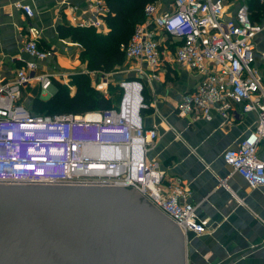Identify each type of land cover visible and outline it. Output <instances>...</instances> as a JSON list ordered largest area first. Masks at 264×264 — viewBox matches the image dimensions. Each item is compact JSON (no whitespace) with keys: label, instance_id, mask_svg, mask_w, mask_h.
Here are the masks:
<instances>
[{"label":"built area","instance_id":"1","mask_svg":"<svg viewBox=\"0 0 264 264\" xmlns=\"http://www.w3.org/2000/svg\"><path fill=\"white\" fill-rule=\"evenodd\" d=\"M88 1L95 16L79 20L78 25L99 28L108 7L104 0ZM15 6L34 16L30 4L15 2ZM226 7V0H171L161 12L155 3L147 4L145 20L122 48L133 71L147 78L158 79L167 63L201 76L182 94L181 114L210 121L217 112L224 125L235 122L238 114L256 113L252 130L237 147L226 149L223 158L251 188H257L264 186V159L259 155L264 142V80L253 62L254 38L264 28V11L260 25L251 19L248 4H240L233 15ZM40 33L35 25L28 27L23 51L32 58L15 69L8 83L1 80L0 66V183L133 186L178 223L186 236L207 232L209 221L198 215L196 205L185 201L190 192L178 181H166L158 161L148 160L149 146L159 133L144 124L141 80H121L118 108L104 111L32 114L20 102L24 87L38 82L49 90L58 75L43 63L54 52L39 46ZM167 42L175 46L173 59H165Z\"/></svg>","mask_w":264,"mask_h":264},{"label":"crops","instance_id":"2","mask_svg":"<svg viewBox=\"0 0 264 264\" xmlns=\"http://www.w3.org/2000/svg\"><path fill=\"white\" fill-rule=\"evenodd\" d=\"M15 2L30 4L34 16L29 17ZM170 2L160 11H165ZM242 3L251 9L256 0H226L228 15H233ZM94 16L88 0H0L2 82L8 83L15 69L32 58L23 51L31 24L41 32L39 45L54 52L43 63L58 73L55 79L67 83L77 73L91 77L98 72L105 75L81 62L79 55L83 46L80 43L70 36L60 37L58 33L60 25L79 26V20ZM253 16L255 23L263 25L262 14L257 18L254 12ZM99 29L104 33L109 31L103 16ZM158 33L165 39L163 33ZM254 41L253 65L264 80V28ZM166 44L169 49L164 48L165 59H173L175 46ZM133 67L134 64L121 80L142 81L146 105L141 115L145 126L156 127L159 133L157 141L149 146L148 160L158 161L166 173V181L182 184L190 192L185 201L196 205L198 215L209 221L207 232L186 236L187 264H264V186L251 188L223 158L226 149L237 147L252 130L257 121L256 113L238 114L235 122L224 125L217 112L210 121L181 114L178 105L182 94L201 79L198 73L167 63L160 77L155 79L139 75ZM70 88L76 92L75 85ZM56 90L54 84L49 90H43L38 82H32L22 89L20 102L32 114H43L34 110V100H48ZM259 155L264 159V142L259 145Z\"/></svg>","mask_w":264,"mask_h":264},{"label":"water","instance_id":"3","mask_svg":"<svg viewBox=\"0 0 264 264\" xmlns=\"http://www.w3.org/2000/svg\"><path fill=\"white\" fill-rule=\"evenodd\" d=\"M0 264H187V241L133 186L0 183Z\"/></svg>","mask_w":264,"mask_h":264},{"label":"trees","instance_id":"4","mask_svg":"<svg viewBox=\"0 0 264 264\" xmlns=\"http://www.w3.org/2000/svg\"><path fill=\"white\" fill-rule=\"evenodd\" d=\"M154 1L104 0L108 7V12L103 15L109 27L107 33L95 27L60 25L58 27L59 36H70L83 46L80 59L87 63L89 69L111 72L125 61V52L121 45L130 40L136 25L145 20V7ZM251 9L255 15L258 13L261 15L264 11V5L256 0ZM253 13L251 12V18L255 20L254 16L252 17ZM72 79L75 81L73 85L76 84V92L73 95L65 87L66 84L54 78L53 84L56 86L57 92L48 100L36 98L34 110L43 114L54 115L56 113L84 114L93 110L104 111L110 108H118L119 104H115V97L113 95L107 97L97 91L92 86L88 74L77 73ZM46 108L56 111H46Z\"/></svg>","mask_w":264,"mask_h":264},{"label":"rangeland","instance_id":"5","mask_svg":"<svg viewBox=\"0 0 264 264\" xmlns=\"http://www.w3.org/2000/svg\"><path fill=\"white\" fill-rule=\"evenodd\" d=\"M169 0H155L154 3L157 5V7L160 9H164L167 5ZM259 18L260 13L257 14ZM160 36V35H159ZM122 47V45H121ZM80 56V55H79ZM81 58V57H80ZM82 63H86L83 59L81 60ZM133 63L129 60H127V58L125 57V61L121 64L115 67L114 70H112L111 72H101L104 73L105 75H101L99 72L96 73L95 75H93L92 77L90 76L91 79V84L92 86L99 92H105L107 93V96H114L113 98L115 99V104H119L120 100L122 98V91L119 88V82L121 81V78H124L125 75H128L130 73V69L132 67ZM254 66V65H253ZM75 74L72 75V77ZM70 79V81H68L67 83L63 82L66 88H68V91L70 92V94H74V89L70 88L71 85H73V83L75 81H73V79ZM96 83V84H95ZM76 86V84H75ZM57 92V90H56ZM46 111H52L46 108ZM56 111V110H53ZM52 111V112H53Z\"/></svg>","mask_w":264,"mask_h":264}]
</instances>
